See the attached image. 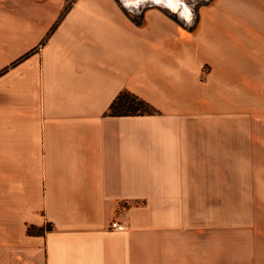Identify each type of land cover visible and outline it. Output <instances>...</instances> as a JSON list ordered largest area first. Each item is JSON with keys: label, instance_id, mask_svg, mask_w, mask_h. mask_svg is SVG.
<instances>
[{"label": "crops", "instance_id": "0c3cea01", "mask_svg": "<svg viewBox=\"0 0 264 264\" xmlns=\"http://www.w3.org/2000/svg\"><path fill=\"white\" fill-rule=\"evenodd\" d=\"M192 1L0 0V264H264V0Z\"/></svg>", "mask_w": 264, "mask_h": 264}, {"label": "trees", "instance_id": "16d2710c", "mask_svg": "<svg viewBox=\"0 0 264 264\" xmlns=\"http://www.w3.org/2000/svg\"><path fill=\"white\" fill-rule=\"evenodd\" d=\"M134 21L140 22L141 20L134 18ZM157 110L148 102L137 96L136 94L123 90L112 101L109 106L108 114L112 116H124V115H144L154 114ZM47 229H50L49 225ZM30 232H35L34 229L29 228ZM38 230L37 232H40Z\"/></svg>", "mask_w": 264, "mask_h": 264}, {"label": "rangeland", "instance_id": "374dc122", "mask_svg": "<svg viewBox=\"0 0 264 264\" xmlns=\"http://www.w3.org/2000/svg\"><path fill=\"white\" fill-rule=\"evenodd\" d=\"M181 1V3H182V6L184 5V7L186 6V4L184 3V1L186 2V3H188V5H190L192 8H193V13H195V11L197 10V1H192V0H180ZM150 5L149 3H144V4H136V8H134V7H132L131 8V10H132V12H133V15L134 16H136L137 18H140V11H141V9H142V7L144 6V5ZM151 5H153V6H156V7H162L163 5L162 4H160V3H151ZM187 7V6H186ZM188 8V7H187ZM189 9V8H188ZM190 10V9H189ZM181 11V10H180ZM179 12V11H178ZM192 13V14H193ZM181 14V13H180ZM173 17H176V18H178L177 16H173ZM189 17H191L192 18V16H189ZM194 18V17H193ZM189 19V18H188ZM193 22L194 20H190V22ZM189 22V23H190ZM189 23H187V24H189ZM123 225L125 226V224L123 223ZM47 226H48V224L46 225V228H47ZM125 228H126V226H125Z\"/></svg>", "mask_w": 264, "mask_h": 264}, {"label": "bare ground", "instance_id": "6f19581e", "mask_svg": "<svg viewBox=\"0 0 264 264\" xmlns=\"http://www.w3.org/2000/svg\"><path fill=\"white\" fill-rule=\"evenodd\" d=\"M133 1L136 2L137 0H133ZM154 1L168 6L173 11H178V10L180 11L181 10L180 13L184 14V16L187 17V19L189 18L190 12L186 6L185 7H184V5L182 6V3L180 0H154Z\"/></svg>", "mask_w": 264, "mask_h": 264}, {"label": "built area", "instance_id": "2783aa9c", "mask_svg": "<svg viewBox=\"0 0 264 264\" xmlns=\"http://www.w3.org/2000/svg\"><path fill=\"white\" fill-rule=\"evenodd\" d=\"M109 228L112 229V230H124L125 226L117 218H113L110 221Z\"/></svg>", "mask_w": 264, "mask_h": 264}, {"label": "water", "instance_id": "95a60500", "mask_svg": "<svg viewBox=\"0 0 264 264\" xmlns=\"http://www.w3.org/2000/svg\"><path fill=\"white\" fill-rule=\"evenodd\" d=\"M163 7H165V8H167L168 10H170V11H173V10H171L169 7H167V6H165V5H163ZM181 16V15H180ZM185 17V16H184Z\"/></svg>", "mask_w": 264, "mask_h": 264}]
</instances>
